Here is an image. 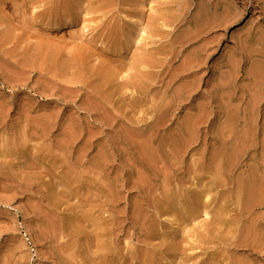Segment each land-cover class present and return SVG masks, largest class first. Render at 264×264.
Wrapping results in <instances>:
<instances>
[{"label": "rangeland", "instance_id": "rangeland-1", "mask_svg": "<svg viewBox=\"0 0 264 264\" xmlns=\"http://www.w3.org/2000/svg\"><path fill=\"white\" fill-rule=\"evenodd\" d=\"M0 264H264V0H0Z\"/></svg>", "mask_w": 264, "mask_h": 264}, {"label": "bare ground", "instance_id": "bare-ground-1", "mask_svg": "<svg viewBox=\"0 0 264 264\" xmlns=\"http://www.w3.org/2000/svg\"><path fill=\"white\" fill-rule=\"evenodd\" d=\"M201 7H202V6H201ZM210 11H211V10H210ZM147 13H148V12L145 11V9H144V11L142 12V14L140 15V19H139L140 22L142 21L143 17L147 15ZM199 14H200V13H199ZM213 14H214V13H213ZM224 14H225V13H224ZM227 14H228V13H227ZM198 16H199V15H198ZM214 16H215V15H214ZM222 18H223V17H222ZM218 21H219V20H218ZM218 21H215V22H218ZM159 22H160V21H159ZM204 22H205V23L208 22V24H203V28L201 27L202 29L205 28L204 25H206L207 27L209 26V21L206 22V20H205ZM215 22H214V23H215ZM210 25H211V23H210ZM201 28H198V30H200ZM209 28H210V27H209ZM215 28H216V27H215ZM213 29H214V28H213ZM191 31H193V30H191ZM191 31H190V32H191ZM203 31H204V30H203ZM188 32H189V31H188ZM195 32H198V31L195 30ZM195 32H194V33L191 32L190 34H193V35L195 36V35H196ZM205 32H206V31H205ZM198 33H199V32H198ZM190 34H188V35H190ZM184 35H185V34H184ZM193 35H192V37H193ZM190 36H191V35H190ZM190 36H187V38L190 39V38H189ZM187 38H185V40H186ZM178 39H179V38L177 37V40H178ZM181 40H183V39H181ZM181 40H180V41H181ZM175 43H176V42H175ZM184 64H185V63H184ZM188 64H189V63H188ZM191 65H192V63H191ZM197 66H198V65H197ZM184 67H185V66H184ZM184 67H183V69H184ZM185 68H186V67H185ZM167 83H168V82H167ZM188 92H189V91H188ZM201 107H202V105H201ZM199 108H200V107H199ZM202 108H203V107H202ZM227 109H228V108H227ZM200 111H201V110H200ZM203 112H204V111H202V115L205 113V112H204V113H203ZM200 113H201V112H200ZM202 115L199 114V116H202ZM225 115H226V114H225ZM204 116H206V114H205ZM202 118H203V117H202ZM203 119H204V118H203ZM203 119H202V120H203ZM206 119H207V118H206ZM195 120H196V119H195ZM195 120H193V121L195 122ZM202 120H201V121H202ZM198 121H199V122L196 121L195 123H200V117H199ZM195 123H194V125H195ZM197 126H198V125H197ZM230 132H231V131H230ZM238 188H239V187H237L236 190H239V191H240L241 188H240V189H238ZM248 189H249V187H248ZM241 190H242V189H241ZM239 191H237V192H239ZM240 192L242 193V191H240ZM240 192H239V193H240ZM248 193H249V192H248ZM235 194H236V193L234 192V195H235ZM236 196H237V195H236ZM239 200H240V196H238V201H239ZM236 201H237V200H236ZM238 201H237V202H238ZM239 202H240V201H239ZM239 202H238V203H239ZM237 212H238V211H237Z\"/></svg>", "mask_w": 264, "mask_h": 264}]
</instances>
